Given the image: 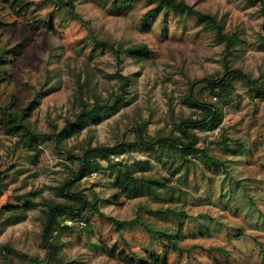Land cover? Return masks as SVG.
<instances>
[{
  "label": "rangeland",
  "instance_id": "rangeland-1",
  "mask_svg": "<svg viewBox=\"0 0 264 264\" xmlns=\"http://www.w3.org/2000/svg\"><path fill=\"white\" fill-rule=\"evenodd\" d=\"M30 1L32 10L17 16L0 0V50L27 37L19 56L2 57L10 61L4 65L8 79L0 83V104L20 114L40 92L39 104L26 110L25 120L48 133L72 116L78 97L92 101L91 95L105 99L118 93L122 80L117 72L129 78L131 103L65 140L60 149L51 142L25 147L0 121V208L25 200L36 204L15 224L0 212V264H152L155 257L165 264H264V95L236 81L229 96L217 100L204 81L228 66L264 84L260 5L184 0L216 17L225 34L238 36L237 46L225 56V45L212 28L152 1L72 0L78 18L57 9L55 0ZM50 18L52 30L32 31L27 24ZM99 40L115 48L143 43L149 54L122 57L118 63ZM189 94L216 102L220 109L219 121L191 130L195 146L205 148L207 157L184 159L166 146L141 147L139 128L145 141L176 137L180 120L201 117L198 108L185 103ZM117 143H124V149L111 162L148 159L150 170L135 175L164 186L129 199L114 187L116 168L109 169L107 161H100L97 172L74 180L79 163L69 156H80L88 146ZM65 191L79 193L104 216L137 221L116 228L93 207L80 210L81 202L63 197ZM48 202L59 205L63 214L43 242Z\"/></svg>",
  "mask_w": 264,
  "mask_h": 264
},
{
  "label": "trees",
  "instance_id": "trees-1",
  "mask_svg": "<svg viewBox=\"0 0 264 264\" xmlns=\"http://www.w3.org/2000/svg\"><path fill=\"white\" fill-rule=\"evenodd\" d=\"M4 3L12 10L17 16L28 14L32 10V3L30 0H3ZM155 2L156 7H160L165 11H171L178 15L194 16L199 22L205 23L207 26L215 31V35L224 43L225 56H229L239 42V38L236 34H225L223 32V25L216 19V17L203 13L194 8L193 5H189L184 0H148ZM250 5L259 4L261 11L264 14V1L263 0H246ZM56 8L64 9L73 18H78L75 11V4L72 0H55ZM153 10H148V13ZM51 16V15H50ZM30 30L35 31L40 28L48 30L53 29V21L50 19H34L27 23ZM264 29V21L262 23ZM27 37L20 40L17 44L10 48H1L0 50V83L7 80L5 77V63L10 60H3L2 57L9 54L11 58H15L22 53L23 48L26 45ZM100 46L108 47L115 55L118 63L121 62L122 57L131 58H147L149 54V48L146 44H133L127 47H114L105 41H96ZM224 56V57H225ZM116 77L122 80L118 93L111 94L108 98L101 99L99 96L91 95L90 100H84L78 97L79 104L72 116L65 118L62 126L54 129L51 132L44 133L36 131L31 128L26 119V110L31 105H38L40 101V92L35 94V97L24 107L20 109V114L13 112L6 104H0V121L7 128L10 133H17L22 139V143L25 147L34 148L42 142H51L56 149H60V145L67 139L81 133L85 128L91 125H97L103 120L111 117L119 112L123 107L131 103V99L126 97L127 86L129 85V78L123 76L120 72H117ZM205 85L209 90L211 96L215 99H225L233 91V86L236 81H242L249 90L257 93L258 95H264V84L258 82L256 78H251L248 74H245L240 69H229L225 67V71L220 76H211L206 78ZM185 103L192 108H198L201 111V117L196 118H184L179 121L178 128L181 133L180 136L163 137L159 139H153L145 141L141 136L140 128L136 132L138 141L141 147L155 148L168 147L169 149L176 150L181 156L186 159L187 155H203L207 157L205 148H198L195 146L196 137L191 134L192 129H203L204 125L208 122L219 121L220 109L216 102H204L195 99L192 94L185 97ZM124 143H117L112 146H88L85 148L80 156L71 155L68 158H74L78 160V169L73 174L75 181H80L82 178L87 177L100 169V161L111 162L110 157L112 155H118L123 152ZM208 159L213 160L212 158ZM121 162H111L109 169L116 168L115 178L113 185L122 193L125 197L132 199L145 194H152L155 192L154 185L164 186L159 180L152 179L144 176H136L135 173H145L150 170L151 162L148 159H135L129 165H122ZM70 184V180L63 184V189H66ZM3 182L0 179V194L2 191ZM154 190V191H152ZM61 195L65 198L74 197L77 198L80 204V210L91 206L97 212L99 210L95 207V204H89L86 200L81 198L79 193L61 192ZM35 203L29 200H25L22 204H8L3 208H0L1 214H7L4 218L10 224L23 221L27 216V211L35 207ZM48 210L46 211V219L43 224L42 241L46 242L47 233L54 220L63 214V209L59 205H54L51 202L46 203ZM78 208L77 211H80ZM56 210V211H55ZM100 213V212H99ZM103 215L102 213H100ZM110 222L114 224L116 228H121L125 224L132 225V222L137 221L136 218L132 220H117L111 216H104ZM3 220V221H4ZM2 225V224H1ZM1 227V226H0ZM68 229L69 226H63ZM173 241V246H175ZM49 247H51L49 245ZM51 251V250H50ZM165 260V258H164ZM127 261V260H126ZM127 264H136L134 261H127ZM152 264H165V262H159L155 257Z\"/></svg>",
  "mask_w": 264,
  "mask_h": 264
},
{
  "label": "built area",
  "instance_id": "built-area-1",
  "mask_svg": "<svg viewBox=\"0 0 264 264\" xmlns=\"http://www.w3.org/2000/svg\"><path fill=\"white\" fill-rule=\"evenodd\" d=\"M65 223L67 225H72L73 224V221L72 220H65ZM79 223L82 224V221H80Z\"/></svg>",
  "mask_w": 264,
  "mask_h": 264
}]
</instances>
